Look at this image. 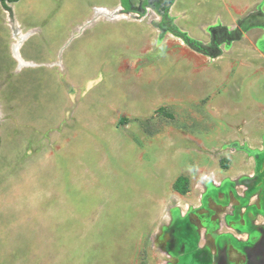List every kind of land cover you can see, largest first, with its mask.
Returning a JSON list of instances; mask_svg holds the SVG:
<instances>
[{
    "label": "rangeland",
    "instance_id": "obj_1",
    "mask_svg": "<svg viewBox=\"0 0 264 264\" xmlns=\"http://www.w3.org/2000/svg\"><path fill=\"white\" fill-rule=\"evenodd\" d=\"M152 1L0 5V264H177L264 201V0Z\"/></svg>",
    "mask_w": 264,
    "mask_h": 264
},
{
    "label": "crops",
    "instance_id": "obj_2",
    "mask_svg": "<svg viewBox=\"0 0 264 264\" xmlns=\"http://www.w3.org/2000/svg\"><path fill=\"white\" fill-rule=\"evenodd\" d=\"M146 7L148 8V5ZM113 15H116V13ZM119 16L125 17L124 15ZM238 194L241 197L245 195L242 191ZM232 206H236V208L234 209ZM203 207L205 206L200 202L192 207L194 214L199 216L198 221L203 224L202 227H199L200 224L198 223L195 224L193 217L187 215V212H184L180 219L183 221L187 220L188 224H193L194 233L197 235L193 242L195 247L201 252L193 253L187 250V246L192 241H190L188 235L182 236L180 238V254L173 256L168 254L173 263L264 264V257L259 252L264 248V201L258 202L256 195H252L246 204L245 202L238 204L237 201H231L225 210L218 211L215 221L211 220V216L215 214L211 211L208 212L209 217H201L206 214L203 213ZM202 219L204 220L203 222Z\"/></svg>",
    "mask_w": 264,
    "mask_h": 264
},
{
    "label": "trees",
    "instance_id": "obj_3",
    "mask_svg": "<svg viewBox=\"0 0 264 264\" xmlns=\"http://www.w3.org/2000/svg\"><path fill=\"white\" fill-rule=\"evenodd\" d=\"M15 1L17 0H0L3 8L9 11L10 7L8 6V4ZM120 5L124 8L125 11H130L128 0H120ZM172 187L177 193L184 194L188 190L187 178L182 175L177 176L172 183Z\"/></svg>",
    "mask_w": 264,
    "mask_h": 264
},
{
    "label": "flooded vegetation",
    "instance_id": "obj_4",
    "mask_svg": "<svg viewBox=\"0 0 264 264\" xmlns=\"http://www.w3.org/2000/svg\"><path fill=\"white\" fill-rule=\"evenodd\" d=\"M18 1H19V0L15 1V2H18ZM144 1H145V0H142L141 5H143ZM15 2H12V4L15 3ZM118 2H119V4H120V0H118ZM128 2H129L130 12H132V11H131V3L136 4V2H131L130 0H128ZM0 5H1L3 11H4V12H7V13H6V16H5V20L7 21V24L9 25V23L11 22V21H10V17H9L11 10H10V12H9V10L4 9L3 6H2V4H1V2H0ZM8 6H9V5H8ZM149 6H153V7H154L156 10H158V11H161V8H162V4H161V3H158V2H156V1L149 2ZM120 7H121V9H120L121 11H123V12H127V11L124 10V8H123L121 5H120ZM18 37H20V36H18ZM24 39H25V38H24ZM24 39L22 38V40H18L17 51H16V52L18 53V57H17V59H18V61H19V60L21 61V64L23 63V61H22V58L19 57V56H20V55H19V50H20L21 46L23 45L22 42H23ZM12 44H13V43H12ZM20 45H21V46H20ZM259 252H260V253L263 255V257H264V248H263L262 250H260ZM259 258H262V257H259ZM248 259H250V257H248Z\"/></svg>",
    "mask_w": 264,
    "mask_h": 264
},
{
    "label": "water",
    "instance_id": "obj_5",
    "mask_svg": "<svg viewBox=\"0 0 264 264\" xmlns=\"http://www.w3.org/2000/svg\"><path fill=\"white\" fill-rule=\"evenodd\" d=\"M131 2H133V1H135V0H130ZM138 1V0H137ZM136 1V2H137ZM149 0H147V2H148ZM148 4V3H147ZM120 9H121V7H120ZM123 14H126V15H129V14H132L130 11H127V12H122ZM253 16H259V17H261L263 20H264V14H258V13H256L255 15H253ZM263 22V21H262ZM264 23V22H263Z\"/></svg>",
    "mask_w": 264,
    "mask_h": 264
}]
</instances>
